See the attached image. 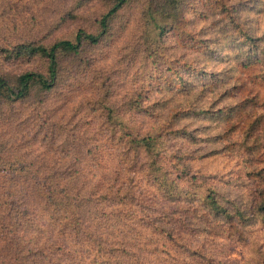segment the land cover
Here are the masks:
<instances>
[{
	"label": "trees",
	"instance_id": "trees-1",
	"mask_svg": "<svg viewBox=\"0 0 264 264\" xmlns=\"http://www.w3.org/2000/svg\"><path fill=\"white\" fill-rule=\"evenodd\" d=\"M256 1L187 31L190 0H0V264H264Z\"/></svg>",
	"mask_w": 264,
	"mask_h": 264
},
{
	"label": "rangeland",
	"instance_id": "rangeland-1",
	"mask_svg": "<svg viewBox=\"0 0 264 264\" xmlns=\"http://www.w3.org/2000/svg\"><path fill=\"white\" fill-rule=\"evenodd\" d=\"M236 1L237 0H190V2L184 8V13H183L184 19H182L181 24H179L178 28H175V30L197 31V30H203L204 27L207 28V30H220L221 29L220 26L222 23H219L218 26H212L210 25V23L214 22V20L220 17L228 16L229 12L232 13V10L230 11L228 9L229 6ZM256 3L258 9L260 10L257 11L255 10L251 12L240 10V14L242 17L248 18L250 20V25H253L254 28L259 27L263 29L264 0H258V2L256 1L255 3L253 2L252 5H256ZM135 15L136 12L133 14V16H131L132 18L131 28L123 29V30H138ZM124 23L125 21L118 22L115 30L121 31V27L123 26ZM219 48L222 51V53L219 54L221 56L223 55L226 56L227 54L232 53V51L229 50L228 42L226 41L220 43ZM227 65L228 63L226 62H221L214 59L210 61L209 69L222 70L225 67H227ZM240 70L241 69L239 68L238 71ZM247 71L248 70H244L243 72H247ZM249 76L250 73L244 74V77L246 79L249 78ZM245 78L242 79L244 80ZM151 124H152L151 120H146L144 124V128L146 129L142 131L147 130L151 126ZM1 128L2 127L0 126V129ZM195 162L196 165H198L203 172L218 174L219 176L223 177V181L224 178L225 179L228 178V180L232 179L236 181L239 180L240 175H242V171L240 170L241 165H239L240 161L233 156L213 155L205 158H199Z\"/></svg>",
	"mask_w": 264,
	"mask_h": 264
}]
</instances>
